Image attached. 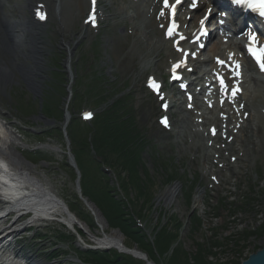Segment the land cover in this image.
<instances>
[{"label": "rangeland", "instance_id": "obj_1", "mask_svg": "<svg viewBox=\"0 0 264 264\" xmlns=\"http://www.w3.org/2000/svg\"><path fill=\"white\" fill-rule=\"evenodd\" d=\"M105 2L107 5H110V3L113 4V7H111L110 10L112 12L114 11V13L115 11L117 13H122L123 10L127 11L128 3L126 0H105ZM6 3V13L8 16H10L14 21H25L30 24V20L27 16L24 5V0H6ZM75 8H77L76 3H74L71 7L73 14L75 13ZM74 17L75 20L73 19L72 15H69L64 26L58 24L55 17H51L50 22L43 29L46 39L40 38L39 41L42 51V60L45 67V71L42 75L45 80L41 81L39 78H36V80L39 82L38 92L40 93V96L43 95L42 100L41 97L38 99L36 97L37 108L43 109V107L48 106L50 103L56 102L55 107L51 106L53 111L47 113L48 116L52 117L51 119L49 118L51 122L49 121V123H45L43 122V118H32V120H34L33 122L35 123L29 125V118L22 116L20 113L14 111L11 108L9 105V98L7 99V91L9 92L11 87H13L14 90L12 91L11 98L14 100L15 108L19 111H26L28 109L34 108L36 112V108L34 106L32 107V104L36 101V99L27 93L29 91L27 90L25 83L19 77H16L11 84L4 86L5 89L3 91L4 95L2 94V106L5 110L2 111V113L4 114L5 112L7 118L11 119L9 122H13L12 130H14L18 135H22L24 131L30 132V135L26 134L27 136L23 134L24 137H21L23 140L20 141L22 146H18L17 150L20 151L28 161L32 162V168L36 172L37 176L40 177L45 183L47 182V184L54 189L55 193H57L58 197H61L62 200H65L69 207V209H67L72 214L71 216L86 224L90 232H92L94 235L101 236L103 228L108 233H111L113 229H115L114 227L119 226L124 232L125 237H127L124 242L131 247L133 246L132 243L137 241L140 243L143 241H148L151 243L152 250L151 253L149 251V255L157 264H196L197 262L192 261L194 260V253L198 246L202 247L203 245H207L208 247H211L212 245L216 246L214 249L212 248V250H210V255H207L206 257V261H208L209 264H236L237 261L241 263L250 254L262 247V244H264V230L262 231V229H264V196L262 195L261 190L264 188L263 150H261L262 152L259 150L260 152L258 154L259 159L261 160L259 166L261 167V169L259 168L260 171H257V169L256 171L252 172H239L238 176L232 177L230 186H228L227 189H221L217 192L216 200H219L218 203L213 201L208 202L206 205V203L203 202V197H207L208 192L204 193L201 190H198V194L195 192L192 198L191 210L195 209L193 214L198 215L196 216L200 219L201 225H199V227L197 226L198 228H195L193 232L191 231L192 228L198 224L192 223V216L190 215L191 210H189V207L186 206L184 201L181 184H185V178L183 177L180 182H173L170 185L162 184L164 178H161V175H157L155 170L157 168H155L154 162L150 158L148 154L149 151L147 150H144L143 152L144 162L146 163L148 171H150L152 175L159 179L157 182L158 187H161V189L157 191L155 197L149 204L152 205L151 208L147 205L146 207L145 205H138L137 198L131 195L133 199L136 200V208H134L132 204L131 206L128 204V209L125 210V215L130 213L129 217L127 216V218H130L128 221H133V218L131 217V213H133L135 217L140 218L141 222L145 224L144 229L147 230V232L144 231L146 236L145 239L140 241V237L135 238V234L132 230V227L130 226V223L125 222V220L119 221V219L115 216L119 214V210L114 211L110 206L102 207L99 205V209L101 208V211L104 213L105 217H102L104 226L101 230L100 225L97 223V218L89 211L90 209L87 207L88 205L79 199L76 188L77 182L75 181L76 174L66 161V158H69L67 150L68 147L62 135L65 133V128H69L71 126V121L69 122V120L66 118V112L69 111L75 115L77 107L79 106L73 105V100L70 98V93L68 94L67 92V87L71 83V78L68 74H66V72L64 75H62V77L57 76L56 81L51 79L53 74L50 69L51 67L49 66V64L52 62L51 57L55 55L59 59V62L66 67L68 59V49L66 48V44L69 43L71 48H75L74 52L72 53L73 67L77 68L81 66L80 60H86V63L83 66L84 70L81 81L84 82V84H89V78L95 71L97 72V75H104V77L107 75L105 79L107 82L104 84V86L106 93L111 94L110 98L113 99L118 98L117 95L121 93L118 88L120 85L117 80L123 83L124 79L126 78L125 73L130 75L131 72H129L127 67V65L130 64L127 63L125 59H123V51L121 50V47H118L120 40H117L114 44L116 46L117 56L114 57L112 54L111 58L108 56L103 59L101 51L97 50L102 39L108 38L106 34L107 31L105 34H103V36L101 35L99 37L98 45H93L92 43L89 44L83 39V32L81 33V17L78 19L77 14L74 15ZM117 17L119 19L118 15ZM117 26L122 28V30L117 33L119 35L118 37H121L124 35V22L118 24ZM111 30L113 31L114 28H111ZM114 32L116 33V31ZM29 41V36L27 34L23 44L21 43V51L25 54V56H28L27 54L29 53ZM96 46L97 48H95ZM96 55L102 57V61L101 59L98 61L96 59ZM94 56L95 58L93 59ZM75 57L79 58L77 63H74L76 61ZM110 59L113 61L112 65L114 70ZM26 60L27 61L25 64L27 67L29 66L34 68L35 64L31 62L30 59ZM76 64H78V66H76ZM56 68L57 66L55 65V69ZM103 72L104 74H102ZM113 72L116 74V80L114 78ZM47 84L58 85L59 95H56L57 90H48ZM71 84H74L73 76ZM100 88H102L101 84ZM114 88L116 89L115 92H113ZM34 93H37V91ZM53 95H55L57 100L54 99ZM59 99H61V101H59ZM137 102V97H135L133 100L131 99L134 110L137 112L138 125L143 130L146 137L152 142V144L155 143L156 150L160 152V155L162 156L163 154L167 156L175 154L177 162H184L187 165L184 167L186 173L188 174V171L190 173H194L195 165L190 163L187 160V157H183L182 155L176 154L173 151L169 152L166 150L165 146L163 145V140L157 134V130L152 128V121L150 120L152 115L148 114V117H144V119L142 118L141 112L150 107L147 105H138ZM76 103L77 97L74 99V104ZM104 107H106V102H100L98 103V107L96 109H102ZM136 131L138 132L137 129ZM80 132L84 133L80 127L73 122L71 134L75 143L79 145V148L83 152V157L88 160L89 152L86 145L87 142H85V140L89 141L90 145V142L93 141L92 139L94 136L90 135L87 138L84 137V135ZM101 143L104 144L103 141H101ZM89 149H91V146ZM72 150L73 152L78 153L74 148H72ZM103 150L105 151L104 148ZM38 152L40 154H35ZM97 154L98 156H101V152L99 150H97ZM44 157L48 163L43 162L42 159ZM89 165L93 167L90 161ZM115 171V184L117 187H122V185H124L123 175L125 174L122 172V174L118 175L117 170ZM121 171L122 170H120V172ZM174 186L177 188V196L171 201V203L166 202L164 199L165 194ZM249 190H251V194L248 193ZM253 193H256L258 197L256 198ZM249 196L255 198V201L250 202L249 205H245L246 199H248ZM116 197L117 198L114 200L116 202H119V200L124 202L125 200V198L120 196L119 192H116ZM222 198H227L225 201L226 203L234 202V206H236V208H233V204L232 206L222 208ZM239 201H243V203H239ZM251 203H253L252 206ZM143 207H145L144 214L138 212ZM148 209L153 210L147 211ZM66 216L67 215H65L62 208L58 209L55 213V216L49 218V220L38 222L40 227L33 228L31 232L23 231L19 235V245L15 247L17 250L21 249V253H19V255H30L33 257L34 261L41 262L43 264H78L79 262L76 261L75 257V251L78 249L77 246L85 248L94 245L89 240L88 234L83 232L81 228L75 226V230L69 229L66 227L67 225L61 222L62 218L64 219ZM174 220L180 223L179 227H182L180 230V239L177 240L175 245L176 247L172 246L166 250V246H162V243L164 244L163 237L164 235H167V227H169L168 223L172 228L174 225L172 222ZM162 227L166 229L165 232H161L160 235L156 237L154 230H164ZM76 230L82 236H79ZM251 231H255V233L249 235V232ZM175 232L179 234L177 230ZM118 235L121 237V234ZM158 241H161L162 243ZM217 241L220 243H217ZM237 244H239L241 247H239ZM173 247H175L174 250ZM49 248H54L55 250L59 249V251L62 250L60 251L57 260L50 262L49 258L46 256L48 255L46 251ZM82 252L83 257L90 260V257H87L89 252L83 250ZM106 254L107 253H101L100 256ZM186 255L188 256L189 263L187 261ZM116 256L118 259L119 257H123L118 255ZM1 259H7L5 264H24L23 261H25V259L21 256L12 258L10 251H6ZM124 260L126 264H146L142 260L131 259L128 254Z\"/></svg>", "mask_w": 264, "mask_h": 264}, {"label": "bare ground", "instance_id": "obj_2", "mask_svg": "<svg viewBox=\"0 0 264 264\" xmlns=\"http://www.w3.org/2000/svg\"><path fill=\"white\" fill-rule=\"evenodd\" d=\"M153 1L154 0H147L146 3L151 4L150 2ZM86 2L88 6L87 0H79V12L83 10ZM146 3L144 0H138L137 5H135V3L134 5H132V7L134 8L133 11H136L135 15L133 13H124L125 11L123 10L122 13H117L115 11L114 16H125L126 18H130L132 20L131 25L134 26V32L137 31L139 39L135 42V44L140 45L143 48L144 53H146L145 51L147 50L148 46L152 44H154L155 48H151L150 51H153V49H155V51H153L154 53L161 46L168 50V44L162 39L163 32H159L156 30V25L154 24L151 15H149L150 9L147 8L146 11L143 10V13L141 12L143 6ZM62 4L63 1L61 3H58L57 1L56 5H54L53 8L56 9L59 24L64 26L67 19L65 10H70V5L72 4V2L69 1L66 4L65 8L62 7ZM110 6L113 7V4L110 3ZM4 21V25L7 28H10L16 39L15 44L18 53L15 55V59L11 61L0 58V91H4V86L12 83L11 81L15 78L14 73H19L20 76H23V79L26 81L28 87L35 90L38 88V81L36 80V73L39 72L40 68L38 64L42 60V51L39 41L40 38H46L44 31L33 25L32 22L29 24L25 21H14L10 16H3V22ZM141 26L143 27L141 28ZM27 34L30 40V47L28 50L29 53L27 54L28 56H25V54L21 51V46ZM153 38L155 39V41H153ZM7 50L8 48L6 47L5 43L0 41V53L5 54ZM153 52L152 54H154ZM145 55V59L148 64V56L151 57V55L150 53H148V55L146 53ZM26 59H30L31 62L35 64L34 68H31L29 66L27 67V65L25 64V62L27 61ZM247 73L255 75L254 71H248ZM259 98H262L260 93ZM252 108L253 105L251 109ZM250 113L247 120L244 121V123L246 124L242 128L243 130L240 129V132L241 134H248L252 139H255L256 142H254V146L258 147L257 144L259 141L256 139L255 134H258L261 130L264 131V122L257 121V123L252 126V124L248 122L250 116H253V114ZM187 124H189V121H187ZM18 145L22 146V144L19 142L18 135L12 130L11 126L8 125V123H5L2 120L0 112V202L4 204V206L0 208V212L6 209H30L31 212L33 211L35 213V217H37L38 215L42 214H50V211L55 212L57 211V209H63L62 204H64V200H62L61 197H58L57 193H55L54 189L49 186L47 182L45 183L40 177L37 176L36 172L32 168V165L28 164L17 150ZM246 153L248 155V151H246ZM176 196L177 188L174 186L172 189H169L167 191L164 199L166 200V202L171 203V201ZM90 207L95 214V217L97 218V223L101 227H103L104 222L102 217L105 218L104 213L99 208H94L92 205H90ZM63 211L65 213V209H63ZM65 215H67V213H65ZM75 220H77L80 224L77 225L78 223ZM64 221L69 229L75 230V226L81 228L83 232L88 234L89 240L93 243L94 247L97 246L98 249L118 248V250L123 253H130L134 259L143 258V255L140 252L130 251L126 248H123V239L118 235V233H116V231L108 233L103 228L104 235L96 236L92 232H90L86 224L79 221L77 218L66 216L64 218ZM13 225H15V223H13ZM20 226L21 225L14 226L13 229L9 230L14 233ZM78 235L82 236L81 234ZM171 236L173 238H178L179 234L173 231ZM262 246H264V244H262ZM97 247L95 248L97 249ZM82 258L85 260H89L88 258H84L83 256ZM37 263L43 264L41 262Z\"/></svg>", "mask_w": 264, "mask_h": 264}, {"label": "snow or ice", "instance_id": "obj_3", "mask_svg": "<svg viewBox=\"0 0 264 264\" xmlns=\"http://www.w3.org/2000/svg\"><path fill=\"white\" fill-rule=\"evenodd\" d=\"M92 2H93V5H95V0H92ZM180 2H181V0H176V4H179ZM232 2H233V4L241 5V6L250 8L253 11L258 12L261 18H264V0H232ZM164 3H165V6L167 7L168 6V0H164ZM41 7H42V5L41 6H38L37 11H36V15H37V17H38L39 20L43 21V20L46 19V14H44V13H42L40 11V8ZM172 7L174 8L175 5H173ZM94 17H95V12L93 11L89 15V21L93 23V26H95L94 25ZM201 24H203V21H201ZM172 32H173V29H169L167 35L168 36H171L172 35ZM248 38H249V41L250 42H254L256 40V33L249 32ZM248 51L253 56V58L256 60L257 64L261 68V71H264V62H262V60H261L262 55H264V47H261L259 49V52H258L252 46V43H250L249 46H248ZM185 55H187V54L185 53ZM229 58H231V54H230V57ZM217 63L218 64H221V65H224L225 64V61L219 60V58H218L217 59ZM176 67H179V64L174 65V67H173V71L174 72H175V68ZM229 67H230V69L232 68V66H230V65H229ZM238 68H239V65L236 64L235 65V69L238 70ZM235 75L238 77L239 76V72L238 71H235ZM218 79H219V82L221 84V90L224 91L225 88H226V86L224 84V79L222 77H218ZM150 87H154V85L151 83V81H150ZM237 91H238V85H234L233 86L232 93H231L233 97L236 95ZM90 117H91V114L90 113H86L85 116H84L85 119H88ZM161 123L164 124L166 127L168 126L167 125L166 118H163L161 120ZM212 131H213V134H215V129H213ZM213 179H215V178H213Z\"/></svg>", "mask_w": 264, "mask_h": 264}, {"label": "trees", "instance_id": "obj_4", "mask_svg": "<svg viewBox=\"0 0 264 264\" xmlns=\"http://www.w3.org/2000/svg\"><path fill=\"white\" fill-rule=\"evenodd\" d=\"M108 138L110 139V136ZM122 157H124V156H122ZM135 164L136 163L133 160V163H131V165L134 166ZM138 180L140 181L139 182L140 186H142L144 189L146 188V190L149 191L150 193H152L154 191V187L156 185V183L154 182V180L152 181V180L148 179L147 181H145V180H142L140 178ZM122 216H125V215L122 214ZM131 224H133L132 221H131ZM130 226L132 227V230L134 231L135 237L141 236L140 233H139V231L134 228V225H130ZM141 240H142V236H141L140 241ZM137 244H140L142 246V248H144V250L146 252L151 251V246H150V244L148 242L145 243L143 241V242H141V243L139 242ZM237 245L239 247H241L239 244H237ZM166 246H167V244H166ZM238 250H239V248H238ZM207 255H210V251L207 252ZM207 255L206 254H203L202 253V249L199 248L198 251L193 256V258H194L193 262H197L196 264H198V263L199 264H209V262L206 261ZM94 261H95L96 264H126L125 263V260L123 258L121 260H117V256L116 255H113L112 253H109V254H106V255H101V256L95 255Z\"/></svg>", "mask_w": 264, "mask_h": 264}, {"label": "water", "instance_id": "obj_5", "mask_svg": "<svg viewBox=\"0 0 264 264\" xmlns=\"http://www.w3.org/2000/svg\"><path fill=\"white\" fill-rule=\"evenodd\" d=\"M242 264H264V246L248 256Z\"/></svg>", "mask_w": 264, "mask_h": 264}]
</instances>
